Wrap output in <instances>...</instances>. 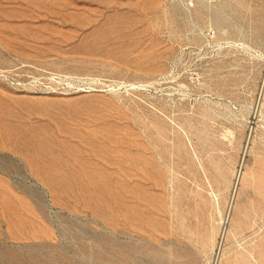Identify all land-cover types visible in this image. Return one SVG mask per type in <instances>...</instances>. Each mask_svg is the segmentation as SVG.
Returning a JSON list of instances; mask_svg holds the SVG:
<instances>
[{"label":"rangeland","instance_id":"obj_1","mask_svg":"<svg viewBox=\"0 0 264 264\" xmlns=\"http://www.w3.org/2000/svg\"><path fill=\"white\" fill-rule=\"evenodd\" d=\"M0 69V264H264V0H0Z\"/></svg>","mask_w":264,"mask_h":264},{"label":"built area","instance_id":"obj_2","mask_svg":"<svg viewBox=\"0 0 264 264\" xmlns=\"http://www.w3.org/2000/svg\"><path fill=\"white\" fill-rule=\"evenodd\" d=\"M177 3H179L183 9L186 11H192L195 9L197 5V0H175ZM207 37L209 39H213L216 37V32L214 30H211L207 33ZM0 79H3L5 82L9 83V86L33 90H46L48 92L55 91V89L51 87H47L44 84H41L40 86H33L31 82L24 81L22 79H18L17 77L13 76V74L7 70L0 69ZM2 152L0 151V158H1ZM1 169V168H0ZM25 175L28 178L29 182H32L36 187H40L42 189V192L44 193V196L47 201H51L49 194L39 185L37 182L32 181L30 174L25 171Z\"/></svg>","mask_w":264,"mask_h":264},{"label":"bare ground","instance_id":"obj_3","mask_svg":"<svg viewBox=\"0 0 264 264\" xmlns=\"http://www.w3.org/2000/svg\"><path fill=\"white\" fill-rule=\"evenodd\" d=\"M222 223H223L224 226H227L228 225V220L227 221L226 220L225 221L223 220Z\"/></svg>","mask_w":264,"mask_h":264}]
</instances>
